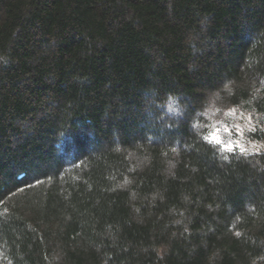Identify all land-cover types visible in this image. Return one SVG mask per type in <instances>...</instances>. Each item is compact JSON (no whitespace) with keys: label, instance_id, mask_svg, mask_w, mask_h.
Listing matches in <instances>:
<instances>
[{"label":"trees","instance_id":"obj_1","mask_svg":"<svg viewBox=\"0 0 264 264\" xmlns=\"http://www.w3.org/2000/svg\"><path fill=\"white\" fill-rule=\"evenodd\" d=\"M251 141L264 0H0V264H264Z\"/></svg>","mask_w":264,"mask_h":264}]
</instances>
